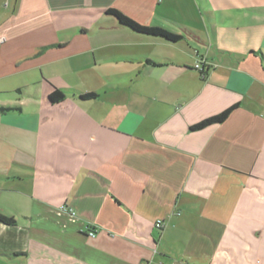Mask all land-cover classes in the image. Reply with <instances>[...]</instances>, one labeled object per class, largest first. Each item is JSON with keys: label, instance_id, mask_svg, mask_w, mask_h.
Segmentation results:
<instances>
[{"label": "crops", "instance_id": "1", "mask_svg": "<svg viewBox=\"0 0 264 264\" xmlns=\"http://www.w3.org/2000/svg\"><path fill=\"white\" fill-rule=\"evenodd\" d=\"M0 107V264H264V0H0Z\"/></svg>", "mask_w": 264, "mask_h": 264}, {"label": "trees", "instance_id": "2", "mask_svg": "<svg viewBox=\"0 0 264 264\" xmlns=\"http://www.w3.org/2000/svg\"><path fill=\"white\" fill-rule=\"evenodd\" d=\"M104 12L106 14L114 16L120 24L125 25V26L131 28L132 30H134L136 32L161 37V38H163L167 41H170V42H177L181 39V35L167 31L163 28L140 25L139 23L135 22L134 20H132L128 16L124 15L123 13L118 11L117 9L107 8L104 10ZM48 97H49V100L51 102H57L63 98V94L61 92H59L58 90H55ZM79 97L81 99H92V98L96 97V94L95 93H82L79 95ZM235 107H236V105H233V106L221 111L220 113H218L216 115L208 117V118L192 125L190 127V130H199V129H202L208 125H211L214 123H221V122L225 121ZM7 109H11V108L0 107V110H7ZM0 222L3 224H6V225H12V224H14L15 221L11 217H7V216L0 214Z\"/></svg>", "mask_w": 264, "mask_h": 264}, {"label": "built area", "instance_id": "3", "mask_svg": "<svg viewBox=\"0 0 264 264\" xmlns=\"http://www.w3.org/2000/svg\"><path fill=\"white\" fill-rule=\"evenodd\" d=\"M202 60H198L195 64H194V68L195 69H198V70H202V67H201V64H202ZM61 211H64V212H69V214L71 215H74V212H72L71 210L67 209L65 206H61L60 208ZM163 225V222L161 219H158L157 221H155V227L157 228H161ZM87 234L91 237H94L96 235L95 231L91 228H89L87 230Z\"/></svg>", "mask_w": 264, "mask_h": 264}]
</instances>
